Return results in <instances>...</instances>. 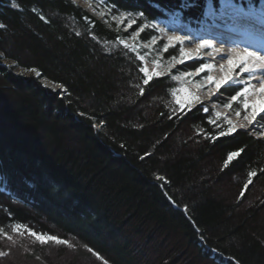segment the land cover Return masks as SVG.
<instances>
[{
    "label": "trees",
    "instance_id": "1",
    "mask_svg": "<svg viewBox=\"0 0 264 264\" xmlns=\"http://www.w3.org/2000/svg\"><path fill=\"white\" fill-rule=\"evenodd\" d=\"M181 2L101 6L141 26L168 16L195 26L204 0ZM0 24V264H58L65 253L89 264H264V138L220 136L223 117L193 100L181 110L172 75L143 84L154 58L136 46L150 42L147 27L127 41L72 0H0ZM16 224L70 246L28 244Z\"/></svg>",
    "mask_w": 264,
    "mask_h": 264
},
{
    "label": "rangeland",
    "instance_id": "2",
    "mask_svg": "<svg viewBox=\"0 0 264 264\" xmlns=\"http://www.w3.org/2000/svg\"><path fill=\"white\" fill-rule=\"evenodd\" d=\"M72 1L77 3L81 8L85 9L88 13H90L97 19L105 22L106 24L107 23L113 24L114 27L118 29L121 33H125L127 35L128 37L127 41H130V42L139 41L137 37L134 39L133 29L136 28V25H133V28H128L127 23H118L117 20L122 15H118L116 17L107 15L101 6V0L99 1L72 0ZM240 1L241 0H231V3L234 5H237V3H241ZM209 3H210L209 0H206V1L204 0L203 4H206V7H204L205 13L209 12V7H210ZM219 3L222 5L223 0H220ZM238 6L246 11H250V8H244L240 5ZM251 10L256 13L261 10L264 12V9L262 8L251 9ZM252 11L250 13H253ZM207 16L208 15L204 17H207ZM204 17L201 22L200 21L198 22L199 23L198 27L205 26ZM129 19H132V18L129 17ZM175 20L173 17L168 16V18L164 20L163 22L161 23L156 22L150 25L151 27H147V31L145 32L146 37L148 38L151 37L150 42L147 44H143L139 41L140 42L139 46H136V47L142 48L145 51H147L148 54L153 56L155 61L159 62V65H160L159 67H157L154 63L152 65L145 66L149 74L152 75L154 72L158 71L162 75H170V76L172 75V76L180 77V79H173V80L177 83L182 84L183 88L188 89V91L192 94V96L196 98L193 101L194 103L198 104L197 106H200L202 109L204 107H207L209 111H211L214 114L218 112L220 113V116L223 117V119L227 117V119L231 120L232 123L236 126V129L248 132L249 134L255 137H258V138H264V120H262L260 116H257V119L256 121L253 122V124H248V122L243 119V116L246 114L243 109L244 97H240L238 101L234 102L231 100V97H228L224 94L225 90L228 92H233V94H235L237 90L242 89L244 86H242L241 83L244 79L243 80L241 79L238 81L236 80L237 74L231 73V74H228V77H230L231 80L237 81L238 83L233 84L231 86L226 85L222 87L219 91L216 90L215 85H214L212 88H210V90L204 91L202 90V86L209 83L205 79V77L208 75H212L214 68L211 69L210 71H205L203 73H198L196 70L203 63H209L206 60V57L208 56L207 53L202 52L201 55L197 57L193 54V52H191V50H188V47L186 46V44L183 43V48L185 52L190 53L192 58L191 59L185 58L184 63H178V62L171 61V57L175 55L178 59L180 58V53H179L180 45L177 44L174 47H169L167 52L163 51V46L167 44L169 36H179L182 39L184 38L190 39L191 37H193V35L194 36L196 35V34L192 35L191 33L193 32H191L190 29L186 28L184 25L176 24V22H174ZM211 30H214V29H210V31ZM197 35H199V33H197ZM199 59H203L205 60V62H199V63L196 62ZM188 65L196 67L195 70L187 71L188 68L186 66ZM184 73H192V75L186 76L184 75ZM17 74H19V72H17ZM260 77H261L260 79L264 81V77L262 76ZM44 86L47 87L46 84H44ZM51 89L54 91L58 90V88L56 87H51ZM256 98L257 97L250 95L247 97V100L249 104L256 103L257 106L259 107V105L263 102H261V99L259 97L257 99ZM228 103L232 104V109L224 107V105ZM236 110H239L241 113L239 117L235 115ZM248 111H251V109H249ZM261 115H264V113H262ZM21 231H23V233L27 237H29L26 240H24L28 244H32L38 248L46 247L49 250L50 248L52 249L53 247L58 246V244H55L52 242L46 244L48 247L46 245H41L40 243L36 242L34 237L29 235L27 231H24V230H21ZM61 246L69 247L70 244L68 242L67 244H64ZM57 262L58 264H68V263L71 264L72 262H75V264H89L77 258L73 259V256H70L69 253L63 254L62 257ZM94 263H97V262L94 260ZM97 264H101V263L98 262Z\"/></svg>",
    "mask_w": 264,
    "mask_h": 264
},
{
    "label": "snow or ice",
    "instance_id": "3",
    "mask_svg": "<svg viewBox=\"0 0 264 264\" xmlns=\"http://www.w3.org/2000/svg\"><path fill=\"white\" fill-rule=\"evenodd\" d=\"M102 2V0H101ZM14 8L18 7V5L14 2L12 5ZM197 5L195 4L194 0H182L181 2V9L187 10V9H191L193 7H196ZM157 9H159V5H156ZM225 8H232L233 10H235V12L238 15L241 16H246L249 13H245L243 11V9H237L236 6L234 4L231 3V0H223L222 3V7H221V12L224 11ZM214 13H212L211 11H209L208 13H205V15H213ZM130 15V14H129ZM129 15H122L117 22L118 23H127V27L128 28H133V25H137L136 28L133 29L134 32V39L136 37H139L140 33L144 30L145 27H147V25H138L137 24V20L136 19H129ZM141 18L144 17V13L141 12L138 14ZM41 19H43V17H41ZM5 25L0 24V28H4ZM183 39L179 36H169L168 37V42L167 44H165L163 46V51L167 52L169 47H174L177 44L180 45L179 47V53H180V58L178 59L175 55H173L171 57V61L174 62H178V63H184V59H191L192 56L190 53L185 52L184 48H183ZM123 47L125 49L129 48V45L127 43L123 44ZM210 49L212 48V44L208 41V40H202L200 42V44L198 45L197 48V52H199L201 49ZM133 51H135V49H132ZM233 52L235 53L234 57H229L227 58V63L229 66V70L230 71H235L236 69H239V73L243 74V73H247L248 74V78L252 79L254 78L257 74L261 75L262 77H264V54H261L259 52H255V51H250L247 48L242 49L241 51H236L235 49H233ZM141 60L144 59L143 56L140 57ZM221 59H224V57H221ZM153 63L159 67V62L153 60ZM213 68V65L209 64V63H203L202 65H200L197 68V72L198 73H203L205 71H210ZM140 72H142L144 74V78H143V84L147 85L149 83V81L151 79H153V76H160L162 75L161 73L154 72L152 75L149 74L147 68L145 67H141L140 68ZM184 75L186 76H191L192 73H184ZM173 79H180V77L177 76H172ZM205 79L211 83L215 85V88L217 91H219L222 87L224 86H231L233 84L238 83L235 80H231L230 77H228L227 75L223 77V79L221 80H214L213 76L208 75L205 77ZM55 83V82H54ZM57 87H62L61 85H57ZM252 86L251 85H246L245 87H243L240 90H237L235 92L234 95L231 96V100L232 101H238L240 97H244V101H243V109L245 111V115L243 116V119L245 121L248 122V124H253L254 121H256L257 116H260L262 120H264V115H261L262 113H264V103H261L259 105V107L257 106L256 103L253 104H249L247 97L250 95H254L253 92L250 91V88ZM180 92H184L186 93V97H181L179 95L176 94L177 90L173 89L172 91V95L175 97L176 103L180 106V109L183 110L186 106V102L187 103H191L192 100H195L196 98L194 96H192V94L188 91V89L186 88H181L179 89ZM144 89L141 88L140 89V94L143 95ZM260 95L262 97H264V81H261L260 84ZM224 107L232 109V104L228 103L225 104ZM249 109H251V111H248ZM189 111L191 110V108L189 107L188 109ZM205 113H207L209 111V109L207 107H204L202 109ZM235 115L236 116H240L241 113L239 110L235 111ZM216 118L219 119L220 118V113H216L215 114ZM225 122L227 123L228 127L227 130H222L220 131L219 135L220 136H226V135H230L232 133H234L236 131V126L232 123L231 120L227 119V117L224 118ZM210 124H215V120L210 119L208 121ZM219 126V125H217ZM243 149H240L238 151H234L228 154L225 164L224 166L227 167L228 163L231 162L234 158L239 157L241 152H243ZM261 172H264V169L260 170ZM257 176V171L256 170H250L248 172V179L244 185V189L246 190L248 188V185L253 183V177ZM24 226L20 225V224H16L15 227L12 229V231L16 232L17 234H23L21 229H23ZM24 231H27L29 235H31L32 237H34L35 241L40 243L41 245H46L50 242L58 244V245H64L67 244L68 242L66 240L60 239L56 236L53 235H47V234H43V233H36L34 231H31L29 229H24ZM4 234V230L0 229V235ZM5 238L11 242V243H15V240L13 238V236L11 234H7L5 236ZM89 251H92L91 249H89ZM9 253L4 252V251H0V257H4L6 255H8Z\"/></svg>",
    "mask_w": 264,
    "mask_h": 264
},
{
    "label": "bare ground",
    "instance_id": "4",
    "mask_svg": "<svg viewBox=\"0 0 264 264\" xmlns=\"http://www.w3.org/2000/svg\"><path fill=\"white\" fill-rule=\"evenodd\" d=\"M219 1L220 0H209V11L214 13L213 15L204 17L206 15L204 9L202 8L203 10L201 13H203V15H201L200 22L204 17L205 26H195L192 30H190L193 32L191 33L192 35H196H193L190 39L184 38V43L188 47V50H191V52H193V54L197 57L201 55L202 52L207 53L208 56L206 57V60L209 64L213 65L214 68L211 75L214 80H221L224 76H228V74L231 73L237 74L236 80L239 81L244 79L241 85L244 87L246 85H251L252 87L250 88V91L254 93L253 96L257 98L259 97L261 102L264 103V97L260 95V84L262 81L260 79L261 75L257 74L254 78L249 79L248 74H240L239 69L230 71L227 63V58L235 56L233 49L241 51L242 49L247 48L250 51L264 54V12L261 10L256 13L251 10L257 8L264 9V3L263 1L252 2L250 0H241V3H237V5H235L237 9H242L238 5L244 8H250V11L243 9L245 13L249 14L241 16L238 15L232 8H225L224 11L221 12L222 5ZM204 7H206V4ZM251 11L253 13H250ZM174 19L176 18L174 17ZM210 29L214 30L210 31ZM197 33H199V35H197ZM202 40H208L212 44V48L201 49L197 52L198 45ZM221 57H224V59H221ZM196 62H205V60L199 59ZM213 86L214 84L208 83L202 86V90L208 91Z\"/></svg>",
    "mask_w": 264,
    "mask_h": 264
}]
</instances>
